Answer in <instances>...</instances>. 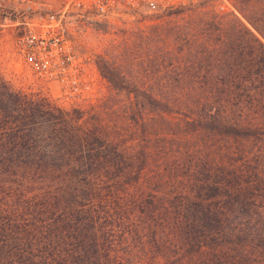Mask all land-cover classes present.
<instances>
[{
  "label": "trees",
  "instance_id": "trees-1",
  "mask_svg": "<svg viewBox=\"0 0 264 264\" xmlns=\"http://www.w3.org/2000/svg\"><path fill=\"white\" fill-rule=\"evenodd\" d=\"M199 21L112 114L0 73V264H264V40Z\"/></svg>",
  "mask_w": 264,
  "mask_h": 264
},
{
  "label": "rangeland",
  "instance_id": "rangeland-1",
  "mask_svg": "<svg viewBox=\"0 0 264 264\" xmlns=\"http://www.w3.org/2000/svg\"><path fill=\"white\" fill-rule=\"evenodd\" d=\"M64 7V0H0V73L14 88L43 93L65 109L102 105L112 114L119 105L123 108L132 85L149 79V70L155 68L149 65L177 58L180 29L197 33L199 19L213 12L238 15L264 40L252 25L264 15V0H182L178 7L156 15L118 9L100 16L80 8L63 11ZM50 14L56 15L55 32L69 39L75 60L54 64L56 72L43 76L25 62L22 38L32 23L40 31L39 24L49 22ZM155 25L163 34L152 28ZM99 66H105L119 84L114 87Z\"/></svg>",
  "mask_w": 264,
  "mask_h": 264
},
{
  "label": "built area",
  "instance_id": "built-area-1",
  "mask_svg": "<svg viewBox=\"0 0 264 264\" xmlns=\"http://www.w3.org/2000/svg\"><path fill=\"white\" fill-rule=\"evenodd\" d=\"M182 0H64L63 11L91 10L100 16H108L118 9L136 10L145 15H156L172 10L180 5ZM56 15H49V22L39 24L36 31L33 23L28 33L22 38L23 57L25 62L36 72L49 76L56 72L54 64H68L75 60L74 52L69 48V39L62 33H56L53 27ZM38 24L36 27L39 26ZM62 66L60 71H64Z\"/></svg>",
  "mask_w": 264,
  "mask_h": 264
}]
</instances>
